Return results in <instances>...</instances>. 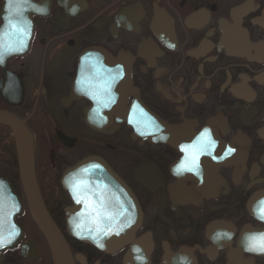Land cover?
Wrapping results in <instances>:
<instances>
[{
    "label": "flooded vegetation",
    "instance_id": "obj_1",
    "mask_svg": "<svg viewBox=\"0 0 264 264\" xmlns=\"http://www.w3.org/2000/svg\"><path fill=\"white\" fill-rule=\"evenodd\" d=\"M28 1V49L0 67V110L32 140L73 264H264L249 250L264 244V0ZM32 115L53 127L47 184L59 211L39 179ZM205 129L214 144L203 149ZM89 156L140 213L133 237L108 252L69 235L68 211L82 207L62 177ZM193 157L195 170L183 167ZM11 173L0 177L16 192ZM17 250L0 264H16Z\"/></svg>",
    "mask_w": 264,
    "mask_h": 264
},
{
    "label": "water",
    "instance_id": "obj_2",
    "mask_svg": "<svg viewBox=\"0 0 264 264\" xmlns=\"http://www.w3.org/2000/svg\"><path fill=\"white\" fill-rule=\"evenodd\" d=\"M17 2L20 3L18 10L20 12L25 11L26 7L22 4L23 0H5V5L0 11L2 19H9L11 17L10 14L12 9L10 6ZM15 18L18 19V17ZM2 26L0 30V67L3 69L7 60L12 55L20 53L13 52L15 48L19 51H24V49H26L28 39L10 38L8 33H4V29L6 30L9 24L4 23ZM15 26L20 28L19 20L15 21ZM18 36H20V34ZM0 124L10 128L13 135L18 171L24 196L34 221L37 223L46 239L52 256V263L72 264L68 246L46 211L35 183L31 150L27 142V133L22 122L12 114L0 110ZM62 184L69 191L75 203L80 195L96 196L99 199L95 200L93 198L86 202H100L103 204L109 202L106 196L118 195L124 204H128L127 214L124 212L123 216L120 217V219L123 220V232H113L116 227H120V224L112 223L109 218L104 215L101 216L100 214L92 213L86 217V221L90 223L88 227L91 231L70 232L71 236L82 242L91 243L102 251L116 249L133 237L135 230L134 223L137 221L134 198L127 188L120 185L118 179L104 161L96 157H88L79 161L74 167L65 171L62 177ZM79 187L91 188L92 191L83 192L79 190ZM74 188L75 193L73 191ZM102 195L106 196L100 198ZM87 198L89 197H86L84 201ZM110 199H112V197H110ZM71 210L73 209H70L68 212ZM20 212L21 205L18 197L12 193L9 182L5 178H0V238H3L5 241V246L0 247V251L12 247L20 240L22 232L16 222V217ZM114 221L116 222L118 219H114ZM125 222H127V226ZM68 223H70V219H68ZM7 241L11 242L8 243ZM20 253L22 257L32 260H36L38 256L36 245L32 240L27 241L26 244L21 247Z\"/></svg>",
    "mask_w": 264,
    "mask_h": 264
},
{
    "label": "rangeland",
    "instance_id": "obj_3",
    "mask_svg": "<svg viewBox=\"0 0 264 264\" xmlns=\"http://www.w3.org/2000/svg\"><path fill=\"white\" fill-rule=\"evenodd\" d=\"M30 121L37 126L38 129L36 128V131H40L38 135H35L36 136L35 154L37 159V169L39 170V179L41 178V184L45 188V192L47 193L48 202L50 201V203H52L56 200L57 196L55 195L56 194L55 192H57L58 190L57 187H55L57 190L52 191L51 188L48 186V184L50 185L52 181L51 174H54V169L51 166L52 162L50 159L51 141L49 140L51 137L53 138L52 135L53 130H51L52 126L46 121L37 120L35 116L33 117V115L30 116ZM43 125H46V130L44 129ZM49 133L50 135L48 136ZM54 151H55V157H57L60 153L58 151L60 150L57 148V150L55 149ZM16 168H18V164H17V156L15 154V143H14L13 135L11 133L10 128L0 124V171L8 172L10 170L12 172L11 176L14 179L18 192L22 196V188L20 182L21 180L19 179V183H18L16 175L14 174L15 173L14 170ZM57 179H58V175L55 178V180ZM46 185L50 189L46 187ZM54 205L57 206V208H59L58 209L59 211L60 203H58L57 205V203L54 202ZM20 223L24 229L25 238L33 239L36 242L39 251V259L37 261L25 260L20 256V254L17 251L16 264H52V256L49 251V248L32 217L29 214H27L26 216L20 219Z\"/></svg>",
    "mask_w": 264,
    "mask_h": 264
},
{
    "label": "snow or ice",
    "instance_id": "obj_4",
    "mask_svg": "<svg viewBox=\"0 0 264 264\" xmlns=\"http://www.w3.org/2000/svg\"><path fill=\"white\" fill-rule=\"evenodd\" d=\"M201 140H202L201 147L203 149L211 147L214 144V142L211 141V139H210L209 130L208 129H205L201 133ZM231 151H232V149H229L228 152L225 153V156L229 155L231 153ZM183 167H187L190 170H195V168H196V159H195V157H193L188 163L183 165ZM73 191L75 193V188L73 189ZM77 202H79V201H77ZM77 227H79V225H77ZM7 242L10 243L11 241H7ZM4 246H5V241L3 240V238H0V247H4ZM249 250H252V251H264V244L257 245L256 243H253V244H251L249 246Z\"/></svg>",
    "mask_w": 264,
    "mask_h": 264
},
{
    "label": "trees",
    "instance_id": "obj_5",
    "mask_svg": "<svg viewBox=\"0 0 264 264\" xmlns=\"http://www.w3.org/2000/svg\"><path fill=\"white\" fill-rule=\"evenodd\" d=\"M14 174L16 175L17 182L19 183V176H18L17 168L15 169V173H14ZM13 184H14V186H15V190L18 192V189L16 188L15 182H14ZM18 193H19V192H18Z\"/></svg>",
    "mask_w": 264,
    "mask_h": 264
},
{
    "label": "bare ground",
    "instance_id": "obj_6",
    "mask_svg": "<svg viewBox=\"0 0 264 264\" xmlns=\"http://www.w3.org/2000/svg\"><path fill=\"white\" fill-rule=\"evenodd\" d=\"M32 140L30 139L29 135L27 134V142L29 144V148L32 147Z\"/></svg>",
    "mask_w": 264,
    "mask_h": 264
}]
</instances>
